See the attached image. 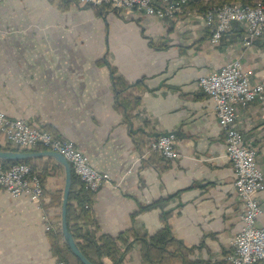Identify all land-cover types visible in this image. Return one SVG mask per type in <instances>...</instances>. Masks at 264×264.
Segmentation results:
<instances>
[{
  "label": "crops",
  "instance_id": "1",
  "mask_svg": "<svg viewBox=\"0 0 264 264\" xmlns=\"http://www.w3.org/2000/svg\"><path fill=\"white\" fill-rule=\"evenodd\" d=\"M242 35V24L233 22L214 45L200 15L161 20L74 0H0V111L72 140L108 173L90 202L97 236H150L164 216L189 261L224 264L244 205L215 102L197 80L236 58L252 82L264 80V34L248 46ZM117 76L140 98L131 112L117 104ZM236 113L264 177V98L237 105ZM165 132L176 135L172 160L147 149ZM29 158L56 218L64 169L52 157ZM255 197L262 212L254 224L262 226L264 191ZM140 246L132 242L120 264H150ZM55 259L41 208L0 188V264Z\"/></svg>",
  "mask_w": 264,
  "mask_h": 264
},
{
  "label": "built area",
  "instance_id": "2",
  "mask_svg": "<svg viewBox=\"0 0 264 264\" xmlns=\"http://www.w3.org/2000/svg\"><path fill=\"white\" fill-rule=\"evenodd\" d=\"M99 5L109 3L119 8H131L143 15L161 20H171L186 12L189 0H80ZM209 30V41L218 44L223 34L233 22L242 24V40L245 46L264 34V6H250L241 3H225L217 9H208L202 16ZM252 72L236 58L221 65L207 75H201L197 83L204 93L215 102V112L222 127L225 141V154L234 172V186L240 202L244 205L241 213V227L233 238L234 249L226 259L228 264H264V225L254 223L262 212L255 195L264 191V177L257 165L256 149L245 143L237 124L236 105L264 98V80L252 82ZM0 132L7 133L8 139L28 149L34 144L48 145L61 153L86 190L95 191L109 182L108 173L99 171L89 162L88 156L76 147L72 140L60 139L45 128L29 125L24 119H11L0 111ZM174 132L159 134L148 144V151L157 152L163 159L172 160L179 155L175 145ZM0 187L12 196H26L42 210L45 229L50 230L47 212V197L40 179L30 172L26 164H14L6 169L0 165ZM53 264H67L56 259Z\"/></svg>",
  "mask_w": 264,
  "mask_h": 264
},
{
  "label": "trees",
  "instance_id": "3",
  "mask_svg": "<svg viewBox=\"0 0 264 264\" xmlns=\"http://www.w3.org/2000/svg\"><path fill=\"white\" fill-rule=\"evenodd\" d=\"M231 1H239L243 5L255 3L254 0H189L190 4L195 5L202 13H205L209 6H220L225 2ZM260 3L264 6V0H260ZM217 8L220 7H214L212 9ZM113 80L114 84L118 87V106L124 108L126 111H133L139 105L140 98L127 92V88L131 85L122 77H113ZM135 84L138 85L139 83L136 82ZM40 147L42 150H48L42 146ZM2 161L4 164L20 161L30 164V158L19 160L3 159ZM31 166L34 168L32 164ZM40 177L42 178V176ZM94 193L83 188L79 178L71 169V187L68 194L66 211L67 226L82 253L93 264H105L103 261L104 258H108L111 261L109 264H120L124 255L129 252L132 242L138 241L141 245L140 250L143 262L150 264H175V262H178V264H199L198 262H192L187 259V248L172 235L171 228L166 223L164 216H161L164 223L163 227L150 236L131 235V238L124 237L123 234H119L116 237L105 234L97 236L94 230L90 228V225L94 224V220L90 215L89 205ZM57 205L59 206V201ZM154 205L155 203L149 206ZM51 232L49 235L53 254L57 258L67 261L68 264H82L63 242L61 232ZM119 242L123 247L119 246Z\"/></svg>",
  "mask_w": 264,
  "mask_h": 264
},
{
  "label": "water",
  "instance_id": "4",
  "mask_svg": "<svg viewBox=\"0 0 264 264\" xmlns=\"http://www.w3.org/2000/svg\"><path fill=\"white\" fill-rule=\"evenodd\" d=\"M33 156L52 157L64 169V186L61 197L60 206V232L63 242L69 250L80 260L82 264H93L80 250L74 240L72 233L69 231L66 220V211L68 203V194L71 187V167L67 159L59 152L52 150H41L37 152L19 151V150H3L0 149V159H25Z\"/></svg>",
  "mask_w": 264,
  "mask_h": 264
},
{
  "label": "rangeland",
  "instance_id": "5",
  "mask_svg": "<svg viewBox=\"0 0 264 264\" xmlns=\"http://www.w3.org/2000/svg\"><path fill=\"white\" fill-rule=\"evenodd\" d=\"M73 1V0H71ZM76 2L80 1V0H74ZM255 3L254 4H248L250 6H257V5H262V3H260V0H254ZM82 2V1H81ZM86 3V2H85ZM225 3H240L239 1H231V2H225ZM223 3V4H225ZM87 4H91V3H87ZM188 7H186V12H196V15H200L201 17L203 16L204 13H202L200 11V9H198L195 5L193 6V4H190V2H188ZM95 7H98V8H108V9H112L113 11L115 10H122V9H126V10H132L131 8H119V7H115V6H112L111 4L109 3H102V4H99V5H94ZM214 7H220V6H216V5H213V6H209L208 9H212ZM138 12V11H137ZM140 13V12H138ZM142 14V13H140ZM187 16H193V15H187V13H183V14H180L179 17H187ZM199 86V85H198ZM200 87V86H199ZM202 90V89H201ZM207 95V94H206ZM255 101H259V100H255ZM252 102V101H251ZM248 104V103H247ZM237 106V105H236ZM236 117H237V113H236ZM10 118V117H9ZM12 119V118H11ZM21 119V118H19ZM29 125L33 126V127H37V128H44L43 126H40V125H37V124H32L28 121H26ZM235 123H236V118H235ZM237 124V123H236ZM220 126V125H219ZM238 127V126H237ZM221 130L222 127L220 126ZM46 129V128H45ZM67 140H70V139H67ZM18 144L10 141L8 139V134L7 133H2L0 132V149H3V150H19V151H23V150H30L31 148H33L35 146V144L31 147V148H28V149H22V148H18L19 146H17ZM37 146V145H36ZM77 147V146H76ZM78 148V147H77ZM83 152V151H82ZM84 153V152H83ZM3 159H0V165L2 168L6 169L8 167H11L12 165L14 164H20V163H23V164H26L30 167V172L34 175H36L39 179H40V183L43 187V192H44V186H43V179L39 176L38 172L32 168L31 164L29 163H26V162H23V161H20V162H15V163H11V164H4ZM90 162V161H89ZM1 189L5 190L4 188L0 187ZM6 191V190H5ZM8 192V191H7ZM9 193V192H8ZM11 195V193H9ZM45 194V193H44ZM12 196V195H11ZM13 197H18V196H13ZM30 199V198H29ZM240 200V199H239ZM32 201V200H31ZM33 202V201H32ZM60 206H61V199L59 200V206L57 205V209H58V215L56 216V218L53 216H49L50 218V224L53 226V228H51L50 230H46V231H52L53 233H58L60 232ZM47 207V205H46ZM261 207V206H260ZM89 208H90V205H89ZM262 210V208H261ZM263 226V225H262ZM49 232V233H50ZM51 232V233H52ZM236 235V234H235ZM234 238V237H233ZM234 249V245H233V239L231 241V247L226 251L225 255H224V264H228V261L226 259V257L232 253ZM57 258V257H56Z\"/></svg>",
  "mask_w": 264,
  "mask_h": 264
},
{
  "label": "bare ground",
  "instance_id": "6",
  "mask_svg": "<svg viewBox=\"0 0 264 264\" xmlns=\"http://www.w3.org/2000/svg\"><path fill=\"white\" fill-rule=\"evenodd\" d=\"M189 2V1H188ZM187 4L188 3H186V6H187ZM37 146H42V147H44V148H47L48 150H52V151H56V150H53V148L51 147V146H48V145H45V144H43V145H41V144H39V145H37ZM43 151V150H42ZM56 152H58V151H56ZM61 154V153H60ZM99 189V188H98ZM97 189V190H98ZM97 190H95V191H91V192H96ZM90 191V190H89ZM56 259H58V260H63V259H59V258H56ZM55 259V260H56ZM54 260V261H55ZM63 261H65V260H63ZM66 263H67V261H65ZM68 264V263H67Z\"/></svg>",
  "mask_w": 264,
  "mask_h": 264
}]
</instances>
